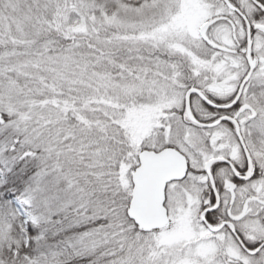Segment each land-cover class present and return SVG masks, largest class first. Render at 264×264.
I'll return each instance as SVG.
<instances>
[{
	"label": "trees",
	"instance_id": "trees-1",
	"mask_svg": "<svg viewBox=\"0 0 264 264\" xmlns=\"http://www.w3.org/2000/svg\"><path fill=\"white\" fill-rule=\"evenodd\" d=\"M168 1L0 0V264L180 262L126 212L128 176L147 147L132 113L149 111L155 136L180 124L170 114L184 101L162 99L163 89L197 83L195 62L210 58L186 33L165 36L160 20L132 21L139 9L167 22ZM111 13L123 25L107 22Z\"/></svg>",
	"mask_w": 264,
	"mask_h": 264
},
{
	"label": "flooded vegetation",
	"instance_id": "flooded-vegetation-1",
	"mask_svg": "<svg viewBox=\"0 0 264 264\" xmlns=\"http://www.w3.org/2000/svg\"><path fill=\"white\" fill-rule=\"evenodd\" d=\"M207 1L210 7L224 9V14L218 18L225 22L223 27H226L227 31H232L230 35L223 37V46L220 43L223 41L218 37L224 31L219 30L216 19L205 21L199 31L201 42L210 45L209 48L213 52L222 50L234 55H244L241 59H244L246 64L240 73L236 68L240 65L243 67V64L234 62L231 73L225 75L224 79H213V86L216 87L211 91L213 96L208 91H201L203 85L199 82H192L191 86L187 87L196 88L201 94L195 91L190 93L193 120L186 116L183 118L184 122L193 127L208 128V131L213 133L211 137L207 135L199 143L195 158L188 156L176 144L167 142L162 145L173 146L184 154L187 160L185 175L166 183L164 206L169 220L172 213H178L180 210L184 214V221L194 225L197 230L195 243L201 246L198 250L196 248V260L188 258L190 264H264V129L248 127L250 120L257 117V112L243 96L260 61L261 68H264V55L257 57L252 51L253 69L241 87L239 83L249 72L248 38L252 49L253 37H264V28L258 26L264 25V0H246V11L240 5V0ZM208 27H216L215 39L218 41L205 34L203 28ZM239 31L243 32L242 38L236 35ZM223 62L220 67L224 65ZM217 74L215 73V76ZM206 75L202 73L200 80H207L204 85L207 88L209 80ZM236 75H239L238 79ZM226 82H229L230 91L227 95H222L220 93L226 92ZM261 85H264V76ZM237 88H240V92L234 101L238 93ZM203 97L209 99L212 104L206 102ZM244 104L251 107L241 109ZM205 106L212 110L198 117L193 108L202 110ZM198 121L213 124L204 126ZM204 154L207 156L203 159ZM206 245H211L210 249L204 248ZM179 248L186 254L184 257H187L186 249L190 248L189 244L185 241ZM179 248L170 249L177 251Z\"/></svg>",
	"mask_w": 264,
	"mask_h": 264
},
{
	"label": "rangeland",
	"instance_id": "rangeland-1",
	"mask_svg": "<svg viewBox=\"0 0 264 264\" xmlns=\"http://www.w3.org/2000/svg\"><path fill=\"white\" fill-rule=\"evenodd\" d=\"M248 1L246 0H240V5L243 6V9L246 11L248 10ZM165 13L168 16L167 22L156 19V17L149 16L148 19H146L145 16H143L141 10L138 9L136 11L135 15L133 16L135 19L132 21H136L137 23L141 20H160V22H163L159 24L158 27H160V31L164 32L165 36H171V35H180L186 33L189 40L191 42H194L198 45H196V48L194 49L192 46V51L197 55L207 54L210 58H205V63L201 62L203 65H200V62H195L194 69L197 68V71L202 75V73L207 74L206 79H208L207 88H209L211 91L216 89L214 87L213 79L219 78L224 79L225 75H228L231 73V70L233 69L232 65L234 62L243 64L240 65L238 68H236L237 71H240L242 68H245V61L244 59H241L244 55H234L230 53L229 51H215L213 52L211 49V52L209 51L210 45H205L203 42H201V35L199 34V31L201 29V25L205 23V21L210 22L214 19H216V24L219 28V30L224 31L223 34L218 37L223 41V37H226L227 35H230V32L232 30H226L225 22L222 21V19H219V15L224 14V9L218 10L217 8L210 7L209 1L207 0H169L167 5L164 6ZM165 15L162 16V18ZM144 17V18H142ZM126 19V18H125ZM105 20L107 22L117 23L119 22L121 25H123V21L120 19L119 16H117L115 13H111L110 15H105ZM82 20L79 21L78 24L82 25ZM215 28L211 27L209 28H203V31L207 36L210 38L218 41L217 36L215 35ZM163 30V31H162ZM238 38L243 37V32L239 31V33L236 34ZM224 46V41L220 42ZM264 37L261 35L253 37V43H252V51L255 53L257 57H260L261 55H264ZM228 47V46H225ZM262 49H261V48ZM225 61V62H223ZM223 62V66L220 67V63ZM226 64V65H225ZM262 62L260 61L257 64L256 70L253 73V76L251 78V81L246 86L243 96L246 97L244 99L245 101L249 102L254 108H256L257 117L250 120V123L248 124L249 128L261 130L264 129V85H261V81L263 80L264 76V68H261ZM0 67L2 65L0 64ZM164 69H167L166 66H162ZM203 69H205L203 71ZM217 69V70H216ZM216 70V72L214 71ZM203 71V72H202ZM207 71V73H205ZM215 73L217 74L215 76ZM189 74V72H188ZM196 74V73H195ZM194 74V76H195ZM201 75L192 76L190 74V79L193 78L196 82L198 81L199 84L205 85V80H200ZM204 76V75H203ZM215 76V77H214ZM239 75H236V79H238ZM236 81V80H235ZM229 82H226V92L220 93L227 95L230 91ZM176 90H173L171 87H167V89H163V97L162 99H167L170 101L175 102L177 105L182 106V102L184 101V93L187 87H175ZM229 89V90H228ZM162 91V90H161ZM213 92V91H212ZM162 96V93H160ZM191 96V95H190ZM193 99H196L194 96H192ZM192 100V99H191ZM183 108H184V102H183ZM184 110V109H183ZM136 112V111H135ZM137 114L132 113L134 117L133 126L135 130V135L140 137L141 135L145 136L147 138L146 145L147 147L155 146L160 147L164 145L165 143H171L176 144L179 146L185 153H187L188 156L191 158H195L196 156V150L199 148V143L202 142V140L208 135L211 137L213 131H208V128H200V127H193L191 125L185 124L183 121L184 118V111L180 114H170V116H177L180 118L179 123H170L167 124L164 123V130L162 134L159 135H153L151 132V123L153 122L152 114L149 113V111L142 109L141 112H136ZM0 121H1V115H0ZM165 122V121H164ZM160 126V125H159ZM158 126V127H159ZM205 130V131H203ZM215 130V129H214ZM201 131V132H200ZM208 131V132H207ZM264 143V142H263ZM207 156V154H204L202 157L203 159ZM202 165V163H201ZM189 175H192L189 173ZM3 175L0 173V181L2 182ZM129 184H131L130 175L128 176ZM71 184V183H70ZM131 188V187H130ZM67 189V188H66ZM55 192L53 193V195ZM50 197L47 195H44L43 198ZM74 199V198H73ZM9 203L11 206H13L18 213L23 217L26 215L25 209H24V201L19 199L17 196H12L9 200ZM26 219V217L24 218ZM157 234V238L159 240L160 245H162L164 248H171L176 247L179 248L183 242H187L190 246V248L186 249L187 257H184V253H182L179 250L176 251L178 260L180 261L178 264H190L187 260L193 259L196 260V248L197 250L201 246V244L197 245L195 243L196 236H197V230L194 225L187 224V222L184 221V214L178 210V213H172L171 219L167 223V225L159 230L155 231ZM211 245H206L204 248L210 249Z\"/></svg>",
	"mask_w": 264,
	"mask_h": 264
},
{
	"label": "water",
	"instance_id": "water-1",
	"mask_svg": "<svg viewBox=\"0 0 264 264\" xmlns=\"http://www.w3.org/2000/svg\"><path fill=\"white\" fill-rule=\"evenodd\" d=\"M258 26L264 28V25ZM248 48L250 51L249 43ZM252 66L250 64V70ZM247 77L241 81L240 86ZM192 91L201 94L196 88H189L185 93L186 113L191 119L193 117L188 96ZM237 96L238 94L235 96L234 101ZM203 98L206 102L212 104L210 100ZM246 107L249 106L244 104L241 109ZM199 123L204 126L213 124ZM137 156L138 164L130 175L132 187L127 216L143 230L162 228L168 222V215L164 206L166 183L172 179L182 178L185 175L187 170L186 157L173 146H164L158 150L143 148L138 152Z\"/></svg>",
	"mask_w": 264,
	"mask_h": 264
}]
</instances>
